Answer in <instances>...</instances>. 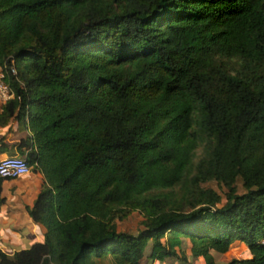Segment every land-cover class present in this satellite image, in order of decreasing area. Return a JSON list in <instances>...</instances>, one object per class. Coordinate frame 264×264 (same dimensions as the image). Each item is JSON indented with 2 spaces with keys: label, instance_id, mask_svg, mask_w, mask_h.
<instances>
[{
  "label": "trees",
  "instance_id": "1",
  "mask_svg": "<svg viewBox=\"0 0 264 264\" xmlns=\"http://www.w3.org/2000/svg\"><path fill=\"white\" fill-rule=\"evenodd\" d=\"M0 65L45 229L0 264H264V0H0Z\"/></svg>",
  "mask_w": 264,
  "mask_h": 264
},
{
  "label": "crops",
  "instance_id": "2",
  "mask_svg": "<svg viewBox=\"0 0 264 264\" xmlns=\"http://www.w3.org/2000/svg\"><path fill=\"white\" fill-rule=\"evenodd\" d=\"M1 104L0 100V106ZM26 133L27 130L14 118H10L5 124L0 123V157L20 154L16 144ZM42 179V174L30 166L25 174L1 180L0 196L3 200L0 202V250L2 252L10 254L43 239L44 226L35 222L26 211V206L32 204L39 191ZM233 242L241 243L238 240ZM197 262L199 263L198 260Z\"/></svg>",
  "mask_w": 264,
  "mask_h": 264
},
{
  "label": "rangeland",
  "instance_id": "3",
  "mask_svg": "<svg viewBox=\"0 0 264 264\" xmlns=\"http://www.w3.org/2000/svg\"><path fill=\"white\" fill-rule=\"evenodd\" d=\"M201 153H202L201 146H197L195 148L194 156L192 157V163L193 164L201 156ZM234 184H235L237 193H240L244 190L242 187V184H241L240 177H236ZM201 185L211 187L217 193H219L221 200L218 203V205L224 201V192H225L226 188L223 185L217 183L215 180H208V181L202 182ZM140 219H141L140 214L136 210H133L129 214H127L124 218L119 219V220H115V225H116V228L118 230H123V231H127L130 233H136L137 230L141 227ZM189 246H190V243L188 242L187 244H185V247L183 250L184 251L183 253L186 256V260L187 259L192 260V262H190L189 264L204 263L203 259L201 257H192L191 258L190 254H189L190 253ZM178 253H180V252H178ZM245 255H246V249H245V245L242 242L241 243H239V242L231 243L229 245L228 249L223 253H219V254L214 253V252L211 253V256L213 259L215 258V259L222 261V262L227 261L231 257L241 258V257H244ZM197 260L199 261V263L197 262ZM184 263H185V261L179 262V261H177V259H174V258H171V259L169 258L166 260L164 259L162 261H157V260L147 261L145 259H142L140 262V264H184ZM96 264H117V263H115V260L110 255H107L101 259H98L96 261Z\"/></svg>",
  "mask_w": 264,
  "mask_h": 264
},
{
  "label": "built area",
  "instance_id": "4",
  "mask_svg": "<svg viewBox=\"0 0 264 264\" xmlns=\"http://www.w3.org/2000/svg\"><path fill=\"white\" fill-rule=\"evenodd\" d=\"M10 70L14 72L12 66ZM12 90L8 83L3 79V70L0 65V100L4 102L10 98ZM30 165L26 162L24 155L22 154H8L0 157V176L2 177H15L18 175L25 174L29 171Z\"/></svg>",
  "mask_w": 264,
  "mask_h": 264
}]
</instances>
